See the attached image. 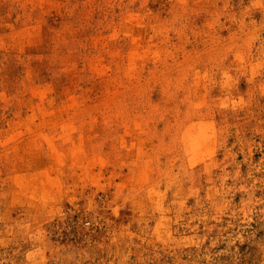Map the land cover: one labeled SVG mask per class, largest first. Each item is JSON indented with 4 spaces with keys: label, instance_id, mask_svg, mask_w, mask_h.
<instances>
[{
    "label": "rangeland",
    "instance_id": "374dc122",
    "mask_svg": "<svg viewBox=\"0 0 264 264\" xmlns=\"http://www.w3.org/2000/svg\"><path fill=\"white\" fill-rule=\"evenodd\" d=\"M0 264H264V0H0Z\"/></svg>",
    "mask_w": 264,
    "mask_h": 264
}]
</instances>
